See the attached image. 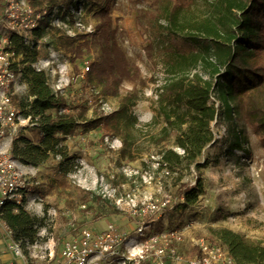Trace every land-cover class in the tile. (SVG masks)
Wrapping results in <instances>:
<instances>
[{
	"label": "rangeland",
	"instance_id": "1",
	"mask_svg": "<svg viewBox=\"0 0 264 264\" xmlns=\"http://www.w3.org/2000/svg\"><path fill=\"white\" fill-rule=\"evenodd\" d=\"M220 2L187 0L173 28L166 16L172 6L181 4L179 0L33 1L37 8H54L58 19L44 30L42 38L34 39L31 34L26 38V46L37 53L33 66L48 62L45 73L52 90L59 85L60 94L74 98L76 105L84 104L86 120L116 111L127 94L133 93L134 98L128 104L131 119L122 126V137L128 143L127 157L119 154L120 137L102 139L100 129H95L66 137V160L50 156L40 167L24 166L28 191L22 206L39 219L36 238L22 246L28 264H52L63 242L76 237L82 229L99 233L111 226L121 236L131 238L138 250L145 238L136 234L140 221L129 208L131 204L140 207L149 199L169 201V206L160 215L146 218V233L177 231L182 236L180 242L167 245L175 249L179 260L166 255L165 264H188L196 256V242H208L210 228H227L264 246V153L260 138L233 114L236 103L227 107L210 95L209 103L215 109L210 125L214 142L204 148L199 171L182 165L168 173L157 163L162 148L182 153L174 144V136L164 144L154 141L166 126L161 106L172 115L177 110L175 105L161 102L163 86L179 79L215 84L214 70L218 67L213 52L198 44L188 49L181 38L193 37L194 42L210 39L206 30L219 26ZM104 5L108 6L118 45L139 69V79L124 81L118 96L101 95L100 86L90 81V67L99 58L98 47L90 42L89 53L83 51L82 57L74 51L83 41L79 36L90 41L98 23L93 14ZM21 90L18 101L27 95L26 86ZM256 103H264V91L242 99L243 107ZM22 135L34 139L31 128ZM236 142L243 145L242 150H248L246 157L236 151ZM199 181L201 193L195 202L186 203L185 189L197 190ZM2 240L0 236L1 249ZM146 256L141 264H155L150 253ZM110 264L120 263L113 260Z\"/></svg>",
	"mask_w": 264,
	"mask_h": 264
},
{
	"label": "trees",
	"instance_id": "2",
	"mask_svg": "<svg viewBox=\"0 0 264 264\" xmlns=\"http://www.w3.org/2000/svg\"><path fill=\"white\" fill-rule=\"evenodd\" d=\"M33 1L29 0L30 4L37 7ZM220 1V16L217 21L219 26L206 30L210 39L194 42L196 40L193 37L181 38V43L187 45L188 49L195 48L198 44L213 52L218 67L214 70L217 75L215 84L212 86L198 79H179L161 89V102L175 105L177 110L172 115L161 106L160 114L166 126L162 129L161 136L154 141L160 145L174 136L175 146L182 151L178 153L174 149L162 148L159 152L157 163L168 173L175 172L182 165L186 168L193 166L196 171L202 167L198 163L202 152L214 142L210 127L215 117L214 106L209 103L211 94L227 107L230 103H236L233 114L242 118L252 133L260 138V148L264 153V103L248 107L242 105L244 97L264 91V0ZM179 2L181 4L172 6L166 16L173 28H176L182 5H186L187 0ZM52 9L54 8L50 7L47 10ZM68 15L70 19L73 18L71 14ZM93 16L98 23L90 34V41L79 36L83 41L74 48L75 55L82 57L83 51L89 53L90 42L94 43L100 53L98 60L90 67V81L100 86L101 95L118 96V89L124 81L136 82L139 79V69L127 60L116 41L108 6L100 7ZM47 27L48 24L41 21L31 32L32 37L42 38ZM7 38L11 47L23 53L21 79L27 87V95L24 100L18 101V107L24 118L37 120V126L31 128L34 139L20 134L13 140L10 152L13 159L23 166L31 167H40L50 156H59L62 162L69 153L65 144L66 137L95 129H100L102 139L120 137L122 145L119 154L122 158L129 155L126 149L128 143L122 137V126L131 119L128 104L134 98L133 93L121 99L116 111L86 120L83 118L86 110L84 104L76 105L71 96L54 92L47 84L46 73L34 69L36 51L24 45L22 37L15 33H9ZM247 143L245 142L246 145ZM234 147L244 157L248 155V150H242L241 143L236 142ZM196 188L197 190L185 189L183 198L186 203L196 201L202 191L200 181ZM22 204L18 206L9 201L0 210L2 223L12 230L13 239L21 247L23 243L36 238L39 225V219L26 212ZM207 239L210 244L224 247L235 264H264V246L248 241L239 233L227 228H210ZM196 251L198 256V250Z\"/></svg>",
	"mask_w": 264,
	"mask_h": 264
},
{
	"label": "built area",
	"instance_id": "3",
	"mask_svg": "<svg viewBox=\"0 0 264 264\" xmlns=\"http://www.w3.org/2000/svg\"><path fill=\"white\" fill-rule=\"evenodd\" d=\"M41 21L48 26L58 19L52 10L39 9L29 0H0V210L6 202L22 204L23 196L28 191L24 166L11 156L13 140L28 128L37 126V120L24 118L18 107L19 93L25 84L21 79V61L23 53L9 45L7 35L15 33L27 44V35L38 27ZM38 62L34 67L37 72L48 71V62ZM89 67H86L88 70ZM60 83V82H59ZM23 84V85H22ZM54 92H60L59 85L53 86ZM169 201L159 202L149 199L142 206L131 204L130 213L139 219L136 234L145 238L138 249L131 243V238L117 233L113 227L99 233L82 229L78 235L63 242L62 247L52 264H110L113 260L120 264H141L147 253L155 258V264H165L166 255L179 260L174 248H167L171 241L180 242L182 236L177 232L160 235L146 233V218L155 217L164 212ZM142 219V221H141ZM6 239V250L28 264L19 242L13 239V232L0 219ZM198 256L188 260V264H234L226 250L205 241L196 242ZM15 264V263H10Z\"/></svg>",
	"mask_w": 264,
	"mask_h": 264
},
{
	"label": "crops",
	"instance_id": "4",
	"mask_svg": "<svg viewBox=\"0 0 264 264\" xmlns=\"http://www.w3.org/2000/svg\"><path fill=\"white\" fill-rule=\"evenodd\" d=\"M0 236H2V249L0 248V264H10V263H15V264H21L20 260L16 259L13 254L8 252L6 250V244L8 240L5 237V234L3 232V228L0 225Z\"/></svg>",
	"mask_w": 264,
	"mask_h": 264
}]
</instances>
